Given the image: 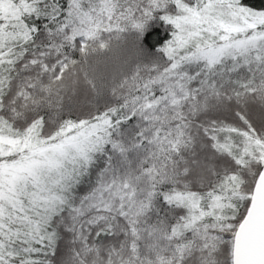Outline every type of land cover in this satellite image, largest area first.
Masks as SVG:
<instances>
[{
	"label": "snow or ice",
	"instance_id": "6c2138e0",
	"mask_svg": "<svg viewBox=\"0 0 264 264\" xmlns=\"http://www.w3.org/2000/svg\"><path fill=\"white\" fill-rule=\"evenodd\" d=\"M0 264H264V0H0Z\"/></svg>",
	"mask_w": 264,
	"mask_h": 264
}]
</instances>
